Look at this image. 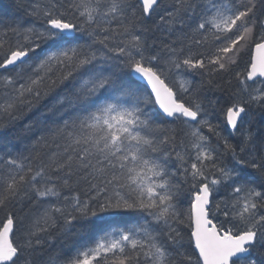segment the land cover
<instances>
[{"label": "snow or ice", "instance_id": "snow-or-ice-1", "mask_svg": "<svg viewBox=\"0 0 264 264\" xmlns=\"http://www.w3.org/2000/svg\"><path fill=\"white\" fill-rule=\"evenodd\" d=\"M13 6L0 264H258L264 0Z\"/></svg>", "mask_w": 264, "mask_h": 264}, {"label": "trees", "instance_id": "trees-1", "mask_svg": "<svg viewBox=\"0 0 264 264\" xmlns=\"http://www.w3.org/2000/svg\"><path fill=\"white\" fill-rule=\"evenodd\" d=\"M0 12H3L9 16H23L22 12H18L13 6V0H0ZM27 20V17H24ZM187 207V205H185ZM258 264H260L261 260H264V257L256 256Z\"/></svg>", "mask_w": 264, "mask_h": 264}]
</instances>
